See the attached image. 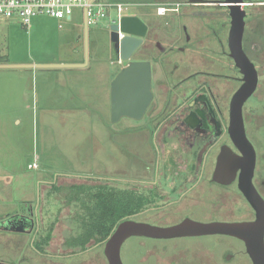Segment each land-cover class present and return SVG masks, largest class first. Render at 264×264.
Masks as SVG:
<instances>
[{
  "label": "flooded vegetation",
  "instance_id": "obj_1",
  "mask_svg": "<svg viewBox=\"0 0 264 264\" xmlns=\"http://www.w3.org/2000/svg\"><path fill=\"white\" fill-rule=\"evenodd\" d=\"M242 2L241 48L256 73V85L241 106L242 129L236 131L230 124L231 101L243 85V75L230 55L231 18L224 0L109 2L125 6L120 18L135 16L140 21L138 48L124 62L113 53V63L147 64L151 99L139 119L123 117L122 126L107 128L113 136L121 133L123 137L126 175L122 188L112 182L64 180L54 195L60 197L64 189L68 199L79 203L83 190L96 194L99 189H118L128 202L133 201L132 212L137 213L131 219L159 226L185 218L251 222L256 212H264V0ZM135 8L138 14H131ZM110 10L115 13L108 9L105 16ZM114 146L120 145L115 142ZM245 191L262 209L254 208ZM47 200L49 196L44 195L37 209L26 200L10 212H0V264H82L77 235L86 211L79 207L51 212L44 207ZM185 212L201 216L197 219ZM149 214L158 217L145 216ZM66 220L74 234L58 237ZM205 237L223 241L179 247L170 255L162 248H147L139 261L252 264L239 239ZM98 244L93 239L86 246ZM94 249L101 262L96 258L90 264H107L103 248Z\"/></svg>",
  "mask_w": 264,
  "mask_h": 264
},
{
  "label": "rangeland",
  "instance_id": "obj_2",
  "mask_svg": "<svg viewBox=\"0 0 264 264\" xmlns=\"http://www.w3.org/2000/svg\"><path fill=\"white\" fill-rule=\"evenodd\" d=\"M114 1L122 0H95V3ZM131 14H138L137 9L132 10ZM115 17L113 10H110L104 18L87 26V59L93 36L96 47L109 50L113 60L109 27ZM80 19L82 29L76 25ZM71 23L72 27L75 26L72 31L62 28L52 31L51 28L35 27L32 24L25 28L17 21L1 26L0 56L7 57L8 63L29 65L37 60L60 57L69 59L74 55V46L78 45V50H81V45H85L83 10L74 9ZM123 64L113 63L112 75L115 76ZM39 74L31 78L28 69H0V212H10L26 200L37 209L41 207L44 195L47 198L49 196L44 207H48L51 212L58 209L66 213L68 210L82 208V200L78 203L68 199L63 187L60 197L54 195L55 189L64 180L71 183L112 182L118 189L125 183L123 137L121 133L113 136L107 130L108 126H122L123 121L111 122L110 100L108 105L81 102L68 105L43 104L33 96L35 86L41 82ZM115 142L120 146L115 147ZM31 164L36 167L29 168ZM185 213L193 214L197 219L201 216L200 212ZM145 216L153 219L158 217L154 214ZM134 220L139 221L137 217ZM67 221L62 222L66 227L57 234L58 237L66 238L74 234L69 232L72 227H67ZM217 241L223 240L205 236L160 241L132 237L123 243L120 257L123 264H149L139 261L147 248H151L148 251L162 248L170 255L179 247L213 245ZM95 247L100 251L103 245H87L80 253L82 264H90L96 258L97 262H101L100 254L96 257ZM216 250L219 248L216 247ZM66 257L70 256L66 254Z\"/></svg>",
  "mask_w": 264,
  "mask_h": 264
},
{
  "label": "water",
  "instance_id": "obj_3",
  "mask_svg": "<svg viewBox=\"0 0 264 264\" xmlns=\"http://www.w3.org/2000/svg\"><path fill=\"white\" fill-rule=\"evenodd\" d=\"M230 10L231 27L228 43L230 55L243 75V85L231 101V130L242 129L240 109L256 85V73L244 55L241 39L244 26L242 0H224ZM86 26V25H85ZM140 21L135 16H123L118 23L109 27L110 43L119 62L127 61L139 46ZM118 30L125 36L118 38ZM87 48V46H86ZM85 48V54L87 50ZM87 56L85 59L87 61ZM61 65L0 64V69L57 68ZM75 67L77 65H64ZM110 118L112 123L123 117L139 119L147 108L150 99V71L147 64L131 61L122 67L112 78L110 85ZM236 138L239 134L234 135ZM246 197L254 208L262 205L253 195L246 191ZM261 204V206H260ZM256 220L251 222L196 221L185 218L170 225L159 226L134 219L121 221L103 245V255L107 264H123L120 252L123 243L132 237L156 240L192 238L204 236H230L243 242L246 254L252 264H264V212H256Z\"/></svg>",
  "mask_w": 264,
  "mask_h": 264
},
{
  "label": "crops",
  "instance_id": "obj_4",
  "mask_svg": "<svg viewBox=\"0 0 264 264\" xmlns=\"http://www.w3.org/2000/svg\"><path fill=\"white\" fill-rule=\"evenodd\" d=\"M77 14V13H76ZM71 19H64L57 21L51 18L40 17L32 21L35 27H44L54 29L70 30L72 27ZM77 26L82 29V19ZM84 21V17H83ZM11 22L5 24L8 25ZM61 25V28H59ZM85 31V45H81V50H78V45L74 46V55L69 59L64 60L62 57L53 60H37L31 63L35 65H61L57 68H31L28 69L31 78L40 72L39 79L41 82L35 86L34 97L38 98L43 104L53 105H68L71 102H81L83 104L101 103L108 105L110 100V82L114 75H112L113 60L110 56V51L100 50L96 47L94 37L91 36L92 48H90L88 59L86 61L84 54L86 48V30ZM89 31V29H88ZM63 37V36H62ZM78 42V41H77ZM73 46V45H72ZM80 49V47H79ZM86 56V54H85ZM7 64H26V63H7ZM64 65H77L75 67ZM34 90V83L31 85Z\"/></svg>",
  "mask_w": 264,
  "mask_h": 264
},
{
  "label": "built area",
  "instance_id": "obj_5",
  "mask_svg": "<svg viewBox=\"0 0 264 264\" xmlns=\"http://www.w3.org/2000/svg\"><path fill=\"white\" fill-rule=\"evenodd\" d=\"M75 8L83 10L84 22L88 26L99 21L100 18H104L105 12L112 8L116 14L115 21L118 22L125 6L122 4H99L95 3V0H0V27L17 21L20 26L28 28L34 19L40 17L57 21L71 19ZM123 35L118 31L119 39ZM35 167L34 164L29 165V168Z\"/></svg>",
  "mask_w": 264,
  "mask_h": 264
},
{
  "label": "trees",
  "instance_id": "obj_6",
  "mask_svg": "<svg viewBox=\"0 0 264 264\" xmlns=\"http://www.w3.org/2000/svg\"><path fill=\"white\" fill-rule=\"evenodd\" d=\"M7 63V57L0 56V64ZM82 193V209L86 211V215L83 217L81 232L77 235L82 251L93 239L99 244H104L117 224L133 218L137 213L132 212L133 201L128 202L121 190L99 189L96 194H92L91 190L87 189Z\"/></svg>",
  "mask_w": 264,
  "mask_h": 264
}]
</instances>
